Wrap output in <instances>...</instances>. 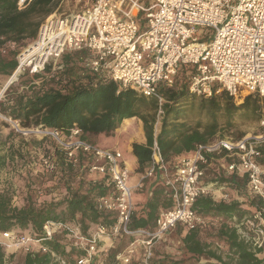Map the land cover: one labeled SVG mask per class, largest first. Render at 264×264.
I'll use <instances>...</instances> for the list:
<instances>
[{
    "label": "trees",
    "instance_id": "trees-1",
    "mask_svg": "<svg viewBox=\"0 0 264 264\" xmlns=\"http://www.w3.org/2000/svg\"><path fill=\"white\" fill-rule=\"evenodd\" d=\"M19 1L0 0V95L18 70L19 50L38 39L39 28L53 13L56 0H25L21 9ZM88 57L87 50L70 52L61 55L55 64L44 65L39 72L25 71L16 82L10 83L0 98V115L22 129L57 131L64 139L77 128L80 130L77 138L95 146L98 136H114L123 120L132 118L124 121L126 126L137 117L142 122L145 142L131 145L132 155L137 160L135 172L141 176L150 167L153 141L164 164L171 169L180 157L192 153L196 147L225 138L222 132L232 130L236 119L259 123L264 118V100L258 94L250 93L237 104L234 97L221 93L207 99L202 97L198 111H206L205 123L201 119L189 123L188 117L196 112L186 84L192 67L182 65L172 87L159 86L158 93L163 99L159 108L154 98L122 89L108 77L93 74L84 66ZM0 123L5 124L1 120ZM28 146L51 159L56 175H50L42 185L32 184L17 204L13 203L16 195L8 190L0 191V232L40 238L46 221L77 225L83 235L100 225H114L116 214L97 207V200L106 196L112 186L108 177L88 171L92 163L89 156L77 152L72 162L63 148L48 136L40 141L31 139ZM15 156L22 157L12 150L4 155L0 145V171L16 161ZM217 159L212 161L214 167L207 168L205 176H208L207 182L223 186L226 199L217 201L213 196L197 199L192 209L208 224L192 229L177 225L152 247L148 264H264L262 249L253 250L237 233V225H241L246 216L262 209L261 202L248 189L245 174L226 171V166L235 160L223 156ZM218 161L223 168L217 167ZM255 161L264 171V145L258 149ZM162 181L159 170L153 178L140 181L141 188L145 186L147 190H143L146 201L133 206L130 230L154 231L158 213L173 206L171 198H167V206L160 204V200L168 196ZM53 186L56 190L58 187V198L48 193ZM237 197L243 198L242 201ZM137 238L119 237L104 257L99 249L96 264H122L119 256ZM164 240L174 243L166 248ZM44 244L47 252L25 254L23 264H58L52 254L66 259L68 264H75L83 255L61 231ZM141 249L137 248L129 264H140ZM3 256L0 248L1 263Z\"/></svg>",
    "mask_w": 264,
    "mask_h": 264
},
{
    "label": "built area",
    "instance_id": "built-area-1",
    "mask_svg": "<svg viewBox=\"0 0 264 264\" xmlns=\"http://www.w3.org/2000/svg\"><path fill=\"white\" fill-rule=\"evenodd\" d=\"M20 1L21 9L25 0ZM50 16L41 25L39 35L45 26L55 24V33L65 30L60 34L63 43L31 73L42 70L50 59L87 50L89 57L84 66L93 74L108 77L122 89L154 98L159 108L163 102L159 86L172 87L182 65L193 68L187 84L191 95L211 98L224 92L238 99L256 93L264 100V0H91L79 13L54 20ZM259 125L264 131V118ZM41 133L53 137L72 162L75 154L81 152L91 159L90 173L108 177L112 189L97 200V207L114 212L116 221L110 227L97 226L88 235H83L79 226L63 221L44 222L40 238L0 232L3 250L44 253L47 252L44 242L61 231L83 253L75 264H96L99 249L104 257L119 237L138 236L119 259L122 264H129L137 248L142 247L140 264H148L152 247L174 227L192 229L208 224L192 205L202 196H212V186L204 180L205 172L218 156L235 160L226 166V171L245 174L248 189L261 202L262 209L244 218L242 226L237 225V233L253 250L262 248L264 171L255 158L264 145V132L240 140L216 138L180 157L171 169L164 164L153 141L152 161L142 179L153 178L159 170L164 188L171 192L173 206L158 213L152 232L129 228L133 192L128 185L129 171L119 151L79 140L77 128L65 139L57 131ZM42 163L49 170L55 167L49 157H44ZM52 257L58 264H68L64 258L54 254Z\"/></svg>",
    "mask_w": 264,
    "mask_h": 264
},
{
    "label": "rangeland",
    "instance_id": "rangeland-1",
    "mask_svg": "<svg viewBox=\"0 0 264 264\" xmlns=\"http://www.w3.org/2000/svg\"><path fill=\"white\" fill-rule=\"evenodd\" d=\"M20 3L21 1H19V4ZM90 4H91V0H56L54 11L50 17H52L53 20L54 18L60 19V18L68 17L70 14H76V13L81 12L82 10L85 9V7L89 6ZM47 21H49L48 18L47 20H45L43 25H45ZM41 27L39 28V31H38V37L40 36L39 32L41 30ZM207 33H210V32H207ZM32 43L33 42L29 43V45H26L25 47H22L19 50V55L17 56V60L19 64L18 70L20 71L17 74L16 79H14L11 83L16 82L19 77H22L25 74V71L29 70L31 72L32 70L39 69V68L35 69L36 67L34 66L35 65L34 62H32L31 65H28L26 62L23 63V66L20 65V61H21L20 58L24 56L23 51L27 50V48ZM57 60H58L57 58L55 59L53 58L52 60L50 59L48 61L49 63L54 64ZM188 77L186 78V84H188ZM3 93L0 95V98H2ZM221 93H224V92H221ZM245 97L246 95H242L238 99H235V98L234 99L236 103L239 104ZM204 99H207V98H204ZM190 100L194 102V105H195L194 108L196 112L195 114L193 113L190 117H188V122L193 124L196 122V120L201 119V121L205 123L207 121L206 111L202 110L203 112L201 113H199L198 111L200 109L199 106L201 105L200 101H202L203 98L191 95ZM0 120L5 123L4 125L0 123V145L2 148V153L4 155L9 154L10 151L12 150L16 152L18 151V153L22 155L21 158H18L17 156H15L16 161L14 160L13 162H10L8 167L0 171V191L8 190L9 192H12L13 195H16V199L14 200L13 203L17 204L19 203V199L23 196V194L26 193V191L30 189L32 184L42 185L46 183L45 180L49 178L50 175L53 174V171H55V169L49 170L44 166V164L42 163V159L44 158V155L42 152L39 153L38 151H34L32 150L31 147L28 146L29 141L31 139L40 141L43 136H48V137H51V136L41 133V132H47V131H41V130L39 131L37 129L31 130L27 128L22 129L19 127V125L16 122L10 119H5L1 115H0ZM263 132L264 131L260 127L258 122H251V121L244 122L240 119H236V122L234 124V127H232V130H229V131L224 130L222 134L225 136L226 139L232 141L235 138L239 137L240 135H243L242 136L243 138H248L249 136H259L263 134ZM51 138L54 139L53 137ZM124 156L126 158V161L130 162L129 158L131 159V156L125 153V150H124ZM127 168H128V171L130 172L129 175L135 176V173L132 171L133 169L132 165H128ZM53 175H56V174L54 173ZM55 188L56 186H53L48 191V193L49 195L55 198H58V194H56L58 187H57V190ZM242 199L243 198H241V201ZM172 242L173 240H171V242H166L164 240V243H166L167 245L166 248L171 246L170 244H172ZM261 249L264 252V244ZM2 251L4 253V256L2 259L3 264H23L22 258L25 255L24 250L12 249L11 251H5L2 249ZM141 253H142V249H141Z\"/></svg>",
    "mask_w": 264,
    "mask_h": 264
},
{
    "label": "crops",
    "instance_id": "crops-1",
    "mask_svg": "<svg viewBox=\"0 0 264 264\" xmlns=\"http://www.w3.org/2000/svg\"><path fill=\"white\" fill-rule=\"evenodd\" d=\"M126 120H132V118L130 119H125L123 120V122L120 124V127L118 128L116 134L114 136H98L96 138V144L99 148L102 149H113V150H117L122 154L121 157V161H123L125 167L127 168L128 165H132V171L135 173V176H130L129 175V180H128V185L131 187L132 189V204L133 206L138 205V203L140 205L144 204L146 201V192L147 190H145V186H143V188H141V186H138L142 176L139 173H136L135 170L137 168V160H135V158L132 155V143H144L145 142V138H144V132H143V128H142V122L140 119L133 118V121H131L128 125L124 126V121ZM124 150L125 153L129 154L131 156V159L129 158V161H126V158L124 156ZM217 160H223L218 158ZM214 160V161H217ZM219 164L217 165L223 168V164H221V161H218ZM221 162V163H220ZM214 167V163L211 162L209 168ZM128 170V168H127ZM209 171V169H208ZM130 173V172H129ZM207 177L204 179L206 184H210L212 186V196L214 199H216L217 201L220 200L221 198H223L224 195H226L224 193L223 190V186H218L215 187L216 185L214 183L211 182H207L209 180H207ZM138 186V187H137ZM142 190L143 193L138 192ZM145 190V191H143ZM165 192L168 193V196H165V198H162L160 200V204L162 207L167 206L168 204V199L167 198H171L172 202V196H171V192L168 190H165ZM231 193V192H230ZM237 199L239 200V202L241 201L240 197H237Z\"/></svg>",
    "mask_w": 264,
    "mask_h": 264
},
{
    "label": "bare ground",
    "instance_id": "bare-ground-1",
    "mask_svg": "<svg viewBox=\"0 0 264 264\" xmlns=\"http://www.w3.org/2000/svg\"><path fill=\"white\" fill-rule=\"evenodd\" d=\"M51 25V26H50ZM55 24H49L45 26L41 31V36L30 44L27 50L23 51V57L20 58V65L23 66V63H27L31 65L32 62L35 63V69L39 67V65L44 62L46 59L51 58V56L57 52L56 48L61 46L63 43V38L61 37L60 33H55L54 30ZM62 30V28H61ZM20 70H16V72L12 75V78H16L17 74ZM3 92V91H2ZM2 94V93H1Z\"/></svg>",
    "mask_w": 264,
    "mask_h": 264
},
{
    "label": "water",
    "instance_id": "water-1",
    "mask_svg": "<svg viewBox=\"0 0 264 264\" xmlns=\"http://www.w3.org/2000/svg\"><path fill=\"white\" fill-rule=\"evenodd\" d=\"M16 79V78H15ZM14 80V78H11L8 82L7 85L4 87L3 92L7 89V87L9 86V84ZM2 92V93H3Z\"/></svg>",
    "mask_w": 264,
    "mask_h": 264
}]
</instances>
